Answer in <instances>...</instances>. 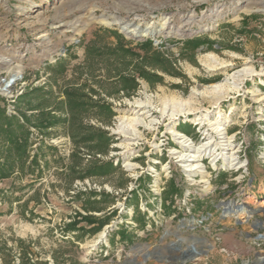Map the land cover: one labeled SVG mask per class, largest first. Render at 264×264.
<instances>
[{
    "label": "rangeland",
    "instance_id": "1",
    "mask_svg": "<svg viewBox=\"0 0 264 264\" xmlns=\"http://www.w3.org/2000/svg\"><path fill=\"white\" fill-rule=\"evenodd\" d=\"M251 1L0 0V109L28 135L0 177V264H264V0ZM189 15L183 36L168 28ZM207 54L229 66L207 70ZM245 67L256 75L233 79ZM140 105L128 140L119 124ZM176 133L207 150L182 162ZM6 150L0 137V165Z\"/></svg>",
    "mask_w": 264,
    "mask_h": 264
},
{
    "label": "bare ground",
    "instance_id": "2",
    "mask_svg": "<svg viewBox=\"0 0 264 264\" xmlns=\"http://www.w3.org/2000/svg\"><path fill=\"white\" fill-rule=\"evenodd\" d=\"M257 4H261L259 3L257 0H253L248 4V8L251 11H254L255 9L253 8V5H257ZM258 11L260 10H264V7L262 9H257ZM93 20L98 21L99 23L103 24V25H107V26H112V25H124L125 21H123L122 19L119 18H113V19H109V18H103V17H93ZM194 20V16L193 15H189L186 18L180 19L178 22L177 26H173L172 27V21L171 18H169L168 20V28L169 29H175V33L179 36H183L185 34V27L187 25H189L192 21ZM127 25V24H126ZM78 26V25H76ZM125 26V25H124ZM126 27V26H125ZM127 30V29H126ZM161 31L159 30H153V28H141V27H136L133 29H129L127 30V34H132L133 37L136 38H141V37H145V36H152L154 34L160 33ZM218 58V57H217ZM215 55L213 54H207L206 56L203 57V59L201 60L202 63L208 68L207 70L210 71H216V70H222L224 68H227L229 65L225 62H219ZM256 71L253 68H248L245 67L239 71H237L235 74H233V79H237V80H241L242 78L246 77V76H252V75H256L255 73ZM20 78V74L16 73L12 76L13 80L19 79ZM0 86H2L0 84ZM212 89H217V85H214L211 87ZM0 90L5 92L8 91L7 89L5 90L3 87H0ZM224 92V91H223ZM136 108H138V113H136L138 116L132 119H125L122 118L121 122L119 124V130H117V133L122 134V136H124V138L128 139V140H137L139 139V137L141 136V133L139 132V128H145V121L148 118V113L151 112L150 110H147L148 106L146 107V105H140V106H136ZM169 110V109H168ZM175 110V109H174ZM163 115H165V110L162 112ZM175 115V112L170 113V111H168V115L171 118H173V116ZM127 118V117H126ZM151 124H153V121L151 122ZM223 130V129H222ZM178 133V132H177ZM175 134V137L177 138V140H179L178 144H180V146L184 149H186L187 151H190L189 154H186L183 156V158H181V161L184 163H193L195 162V159L198 157V154L203 153L204 151L207 150V146H200V147H195L193 144H191L185 137V135L179 133V134ZM173 134V132H172ZM187 166H191V165H187ZM192 168V166H191ZM198 167L194 166L191 170H195ZM228 213L230 214H234L236 213L235 210H227Z\"/></svg>",
    "mask_w": 264,
    "mask_h": 264
},
{
    "label": "trees",
    "instance_id": "3",
    "mask_svg": "<svg viewBox=\"0 0 264 264\" xmlns=\"http://www.w3.org/2000/svg\"><path fill=\"white\" fill-rule=\"evenodd\" d=\"M146 47H151L152 46V42H147L145 44ZM163 62H165L164 60H162ZM145 74H142L141 76L144 77ZM150 76L148 77H144L146 78L147 80L150 81L149 79ZM151 78L160 82L162 80V77L156 75V74H151ZM124 88L125 89H128V88H131V86H129V84L126 82L125 85H124ZM14 119H9V118H6L4 116V112L3 110L0 109V137L5 139L8 143V150H6V153H5V156L3 158V163L2 165H0V177L1 178H7L9 177L12 173H13V170H14V166L16 164V158L17 157V160L19 161V164H23L26 159H27V148H28V135H24V133L26 132V130H24L23 128L25 127V125H19L17 124V128L14 127ZM50 125H52L51 123H48L45 124V125H42L44 126L45 128H48L50 127ZM41 126V127H42ZM18 127L20 129H23L21 133V135L18 134ZM22 137L24 139H22ZM36 162V157L35 159H33L32 162ZM86 221L88 223H96L94 220H93V217L91 216H88L85 218ZM104 225H107V223H101L99 228H96L95 231H99L100 230V227H103ZM69 229H72L71 227Z\"/></svg>",
    "mask_w": 264,
    "mask_h": 264
},
{
    "label": "water",
    "instance_id": "4",
    "mask_svg": "<svg viewBox=\"0 0 264 264\" xmlns=\"http://www.w3.org/2000/svg\"><path fill=\"white\" fill-rule=\"evenodd\" d=\"M260 237H263V236H260Z\"/></svg>",
    "mask_w": 264,
    "mask_h": 264
}]
</instances>
